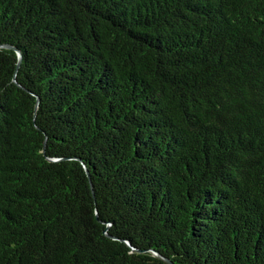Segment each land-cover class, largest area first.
I'll use <instances>...</instances> for the list:
<instances>
[{
    "label": "trees",
    "instance_id": "1",
    "mask_svg": "<svg viewBox=\"0 0 264 264\" xmlns=\"http://www.w3.org/2000/svg\"><path fill=\"white\" fill-rule=\"evenodd\" d=\"M163 259L264 264V0H0V264Z\"/></svg>",
    "mask_w": 264,
    "mask_h": 264
},
{
    "label": "water",
    "instance_id": "2",
    "mask_svg": "<svg viewBox=\"0 0 264 264\" xmlns=\"http://www.w3.org/2000/svg\"><path fill=\"white\" fill-rule=\"evenodd\" d=\"M6 48H11V47H8V46H6ZM16 54H17V57H18V62L20 61V55H19V53L16 51ZM55 160V159H54ZM109 237V236H108ZM166 263H168V264H171L170 263V261H168V260H166V259H163Z\"/></svg>",
    "mask_w": 264,
    "mask_h": 264
}]
</instances>
